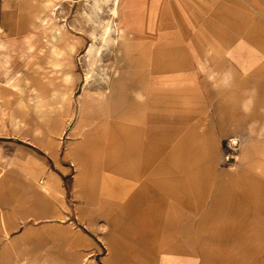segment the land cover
Segmentation results:
<instances>
[{
  "label": "crops",
  "instance_id": "obj_1",
  "mask_svg": "<svg viewBox=\"0 0 264 264\" xmlns=\"http://www.w3.org/2000/svg\"><path fill=\"white\" fill-rule=\"evenodd\" d=\"M119 4L130 65L85 83L67 138L0 137V264H102L107 217L104 264H264V0ZM21 10L0 0V73L37 41ZM37 88L57 116L73 84Z\"/></svg>",
  "mask_w": 264,
  "mask_h": 264
},
{
  "label": "rangeland",
  "instance_id": "obj_2",
  "mask_svg": "<svg viewBox=\"0 0 264 264\" xmlns=\"http://www.w3.org/2000/svg\"><path fill=\"white\" fill-rule=\"evenodd\" d=\"M18 1L21 2L23 10L17 15L19 21L17 32L36 34L38 38L33 42V52L27 54L23 63H11L13 68L24 71L23 74L0 73V137L14 136L23 141H31L34 140L36 131L42 129L58 132L60 138L65 140L78 116V104L85 87L86 73L89 70L92 73L88 84L90 87L107 89L108 81H112L130 65L125 44L120 38L116 44L108 42V45L101 49L99 58L97 57L98 63L92 65L96 46L102 44L100 34L103 25L111 17L110 2L107 4L105 0ZM118 12L120 14V8ZM256 13L258 11H251L252 15ZM30 67L37 68V71L30 73ZM20 76L25 78L26 84L23 88L5 89L8 77L18 80ZM68 81L73 84L69 101L65 99L60 103L56 111L58 115L53 116L49 104L51 91L40 90L37 87L41 82ZM59 93L60 98L66 94L61 90ZM231 143L234 145L232 141ZM126 221L129 219L102 218V264L105 263V257L110 251L107 231L116 226L120 227L121 223L124 224Z\"/></svg>",
  "mask_w": 264,
  "mask_h": 264
},
{
  "label": "bare ground",
  "instance_id": "obj_3",
  "mask_svg": "<svg viewBox=\"0 0 264 264\" xmlns=\"http://www.w3.org/2000/svg\"><path fill=\"white\" fill-rule=\"evenodd\" d=\"M96 1V0H95ZM111 3L110 6V13H111V17L106 20V23L103 25L102 28V32L100 34L101 40H102V44L99 46H96L95 49V60L92 62V65H94L97 62V57L101 52V49H103V47L108 43V42H113V44L117 43V37L116 34L118 33L119 27L118 24L116 22V18L118 16V4H119V0H105ZM100 18V17H99ZM104 18V17H103ZM119 35V33H118ZM124 37V36H123ZM94 44V43H93ZM91 45V44H90ZM108 45V44H107ZM107 48V47H106ZM91 49V48H90ZM54 51H56V48L53 49ZM94 55V53H92ZM90 55V54H89ZM100 56V55H99ZM99 58V57H98ZM1 61V59H0ZM90 62V63H91ZM89 63V64H90ZM98 63V62H97ZM92 78V73L90 72V70L86 73V77H85V83L90 82ZM69 82V81H68ZM70 83V82H69ZM40 111V110H39Z\"/></svg>",
  "mask_w": 264,
  "mask_h": 264
}]
</instances>
